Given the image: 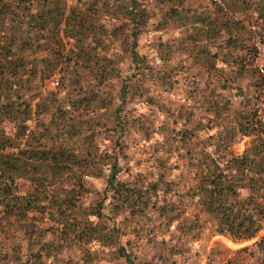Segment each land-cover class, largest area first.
<instances>
[{
    "label": "trees",
    "instance_id": "obj_1",
    "mask_svg": "<svg viewBox=\"0 0 264 264\" xmlns=\"http://www.w3.org/2000/svg\"><path fill=\"white\" fill-rule=\"evenodd\" d=\"M185 1L0 0V264H59L63 245L80 253L71 264H198L200 248L188 245L205 223L212 235L237 241L262 228L264 77L249 67L251 31L234 14L253 9L263 18L264 0H224L228 16ZM152 17L157 29H177L174 43L157 44L164 59L180 54L171 68L153 65L138 49ZM107 40L118 41L117 55ZM125 57L132 73L118 66ZM187 60L184 68L196 73L178 81ZM46 82L66 92L57 96ZM179 84L191 106L170 111L157 91ZM136 98L158 117L131 115ZM195 106L203 118H194ZM126 126L141 141L159 134L145 173L127 170ZM242 138L248 143L237 152ZM84 175L103 178V194L92 195ZM43 218L50 224L38 228ZM216 244L205 264L218 255ZM228 252L222 264H248L242 253L264 262V231L232 257ZM183 254L192 262L176 260Z\"/></svg>",
    "mask_w": 264,
    "mask_h": 264
},
{
    "label": "rangeland",
    "instance_id": "obj_2",
    "mask_svg": "<svg viewBox=\"0 0 264 264\" xmlns=\"http://www.w3.org/2000/svg\"><path fill=\"white\" fill-rule=\"evenodd\" d=\"M72 2V0H67V5H70ZM185 4L187 5V7H197V8H204L206 10H209V12L211 13V11L213 10L214 7H216V13L217 16H219L221 13L228 16V6L226 5V3L224 2V0H186ZM213 4V5H212ZM211 5V6H210ZM210 6V7H209ZM213 7V8H212ZM235 16H239L240 19H243L244 25L251 31V42L250 45L251 47L255 50V55L254 57L250 60L249 63V67L254 69L256 71V73H260L255 65V59L257 57V48H256V44L260 47L261 49V60L264 63V41H262L258 35L259 31H263V27H264V17L261 18L259 15L256 14V10H248L246 13L244 14H234ZM156 17H152L149 19L147 25L143 28V31H141L137 37V44H138V49L140 52H145L148 51L149 52V57L148 60L150 63H152L153 65L157 66V65H162L165 64L167 65V69L171 68V66L177 61H182L181 60V56L178 52L176 53H171L169 56V58H163L160 56V54L158 53V49H157V44L162 43V44H172L174 43L176 36H177V29L174 26H168L165 27L164 29H157L156 27ZM260 29V30H259ZM264 37H262L263 39ZM68 41H71V39L69 38ZM106 44H108L109 46V53L117 55V52H119L120 48H119V43L118 41L112 40L106 41ZM154 57L158 58V62H156L154 60ZM187 61H185L184 66H187ZM221 64V66H224V63L221 62H216L215 66L219 67ZM118 66L120 67L121 71H126V72H133L134 68H130V66H127V58H122L119 61ZM196 69L197 68H187V69H182L181 72L176 73V75L174 76V78L179 80L182 79H186L185 76L188 72V74H194L196 73ZM114 82H117V80L114 79ZM56 85V82H46L45 83V87H47L50 90H56V94L57 96H60L61 94L66 92L65 88H60V89H54V86ZM151 88H153V85H151ZM155 95L156 92L152 91ZM188 94V93H187ZM187 94L184 93L182 87L179 85H177L175 88L171 89L168 92L165 91H157V95L159 100H162V98L164 99V106L168 107V109L170 111H175L176 109L181 110V111H185L184 109L188 108L190 104V99L187 98ZM73 95V93H72ZM148 102L142 101L140 98H136L134 101H131L130 103H128V108L130 111V114L134 116V114H139L140 112H144L147 116H151L154 115L155 118H157V114L158 112L154 109L148 106ZM83 111V109H82ZM193 111H194V118H203L204 117V112L203 110L199 111L198 108L195 106L193 107ZM85 112V111H84ZM86 114V113H85ZM208 116H212L211 113H206ZM203 115V116H202ZM202 120V119H201ZM203 121V120H202ZM30 124H33V120L29 121ZM178 123L176 125V127H178ZM6 130H9V124H4ZM126 130V139L127 142H129V144H131V148L128 150V157L127 159H125L126 162V167L127 170L129 172H147L149 167L146 161L147 156H149V150H148V146L150 144H156L158 142L159 139V134L156 133L154 135H151L150 139L148 141H141L140 140V135H138L137 133H135L134 128H132L131 126H126L125 127ZM214 131L213 129H209V130H204V132L202 133V131L200 132L201 134H210ZM104 132H100L97 134V143H100L104 140ZM248 138H242L240 139L236 144H234V150L239 152L243 149V147L248 143ZM84 180L86 182V187L88 188V190L92 193V195L94 194H103V189H104V179L101 177H93V176H88V175H84ZM21 189H23L28 183L26 181L21 182ZM85 202L89 201V198H84ZM193 203L192 202L190 204V208L193 207ZM36 217H38V214L35 215ZM36 226L38 228H45L47 226H49L50 221L48 219H37L35 222ZM205 229L202 232V235L199 239H197V241L195 243L189 244L188 247L190 248V250L194 248H200L202 254L200 257V260L198 261V264H205L206 260H207V253L210 249V246L213 245L214 242H218V244H216V246L214 247V249L216 250V254H218L212 264H222L223 263V258H222V251L224 250V248L228 249V257H232L233 256V252L234 250H236L237 248H240L241 246H249L252 245L253 242H255L257 240V238L263 233L264 230V225L262 226V228L257 232L256 236L252 237L249 240H245V241H233L231 239H229L228 237L224 236V235H212L209 231V224L205 223ZM21 230L19 228H17L16 230L14 229V233L15 234H20ZM6 237H7V231L5 233ZM49 232L47 231L45 233V236L48 237ZM10 239V238H9ZM132 239V238H131ZM8 242V239L5 241V243ZM61 242V241H60ZM4 243V244H5ZM253 247V246H252ZM255 249V246L253 247V250ZM139 251L140 254L147 255V257L150 254V249L149 247L146 245V243L144 242H140L139 243ZM255 251V250H254ZM135 252H138L137 250H135ZM147 252V253H145ZM192 253V252H191ZM79 251H75V250H71L70 248L66 247L63 245L62 249H59L57 258L60 257L61 259L59 260V264H71L70 262L75 261L78 259L79 257ZM254 254V253H253ZM255 255V254H254ZM243 260H247L244 262H248V264H264V262H259V260H255V257H249L247 256V254L242 253L240 255ZM171 260V259H170ZM169 260V261H170ZM176 260L178 261H183L186 260V263H190L192 262V257H190L189 255H180L176 258ZM45 262H51L53 263L54 261V257H48L46 259H44ZM241 262V260H240ZM112 261H109L108 259L104 260L102 259L101 261H99L98 264H112ZM57 264V263H56ZM150 264H159L157 263L156 259H154ZM172 264V263H170Z\"/></svg>",
    "mask_w": 264,
    "mask_h": 264
},
{
    "label": "built area",
    "instance_id": "obj_3",
    "mask_svg": "<svg viewBox=\"0 0 264 264\" xmlns=\"http://www.w3.org/2000/svg\"><path fill=\"white\" fill-rule=\"evenodd\" d=\"M256 48H257V51L258 52H257V57L255 59L254 65H255L256 69L260 72L258 74H260V76L262 75L264 77V63L261 60V49H260V47L257 44H256ZM154 60L156 62H158V58L154 57ZM233 241H236V240H233Z\"/></svg>",
    "mask_w": 264,
    "mask_h": 264
}]
</instances>
